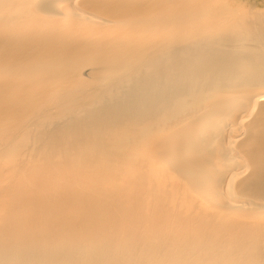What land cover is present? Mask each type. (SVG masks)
<instances>
[{
	"label": "bare ground",
	"instance_id": "bare-ground-1",
	"mask_svg": "<svg viewBox=\"0 0 264 264\" xmlns=\"http://www.w3.org/2000/svg\"><path fill=\"white\" fill-rule=\"evenodd\" d=\"M257 2L0 0V264H264Z\"/></svg>",
	"mask_w": 264,
	"mask_h": 264
},
{
	"label": "rangeland",
	"instance_id": "rangeland-1",
	"mask_svg": "<svg viewBox=\"0 0 264 264\" xmlns=\"http://www.w3.org/2000/svg\"><path fill=\"white\" fill-rule=\"evenodd\" d=\"M232 1H234V0H232ZM251 3H252V1L254 2V1H258L255 5L257 6V7H259V6H261L262 7V5H264V1L263 0H249ZM263 1V2H262Z\"/></svg>",
	"mask_w": 264,
	"mask_h": 264
}]
</instances>
